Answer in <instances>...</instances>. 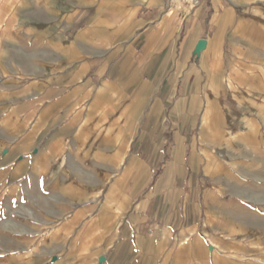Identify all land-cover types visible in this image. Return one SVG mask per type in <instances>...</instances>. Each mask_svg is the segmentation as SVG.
I'll return each mask as SVG.
<instances>
[{
  "label": "crops",
  "instance_id": "0c3cea01",
  "mask_svg": "<svg viewBox=\"0 0 264 264\" xmlns=\"http://www.w3.org/2000/svg\"><path fill=\"white\" fill-rule=\"evenodd\" d=\"M0 180V264H264V0H0Z\"/></svg>",
  "mask_w": 264,
  "mask_h": 264
},
{
  "label": "rangeland",
  "instance_id": "374dc122",
  "mask_svg": "<svg viewBox=\"0 0 264 264\" xmlns=\"http://www.w3.org/2000/svg\"><path fill=\"white\" fill-rule=\"evenodd\" d=\"M9 186V185H8ZM17 200L14 196L10 195H4V182L3 180H0V207H4L5 205H17L16 204ZM42 206V205H41ZM259 224L257 225L255 222V227H251L249 231L253 233V235H258L260 240L264 244V222H258ZM264 246V245H263Z\"/></svg>",
  "mask_w": 264,
  "mask_h": 264
},
{
  "label": "built area",
  "instance_id": "2783aa9c",
  "mask_svg": "<svg viewBox=\"0 0 264 264\" xmlns=\"http://www.w3.org/2000/svg\"><path fill=\"white\" fill-rule=\"evenodd\" d=\"M198 0H170V2L174 5H182V4H195Z\"/></svg>",
  "mask_w": 264,
  "mask_h": 264
},
{
  "label": "bare ground",
  "instance_id": "6f19581e",
  "mask_svg": "<svg viewBox=\"0 0 264 264\" xmlns=\"http://www.w3.org/2000/svg\"><path fill=\"white\" fill-rule=\"evenodd\" d=\"M187 9V8H186ZM255 110H256V108H255Z\"/></svg>",
  "mask_w": 264,
  "mask_h": 264
}]
</instances>
